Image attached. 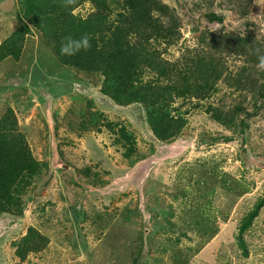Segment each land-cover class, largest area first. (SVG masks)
Masks as SVG:
<instances>
[{
	"label": "rangeland",
	"instance_id": "1",
	"mask_svg": "<svg viewBox=\"0 0 264 264\" xmlns=\"http://www.w3.org/2000/svg\"><path fill=\"white\" fill-rule=\"evenodd\" d=\"M18 2L0 0V43L17 27L13 10ZM164 2L176 8L175 1ZM227 6L225 0H212L201 5L200 14L224 10L228 27L246 33L250 27L233 18ZM93 10L85 2L75 12L87 16ZM191 19L198 32L184 19L179 42L166 53L169 59L200 46L208 23L199 15ZM253 23L255 37L264 41V17L258 15ZM227 66L231 78L221 84L218 98L197 102L183 137L163 143L154 136L141 104L122 106L85 75L59 66L41 33L34 31L21 59L0 61V108L13 106L34 155L47 161L49 170L43 181L35 182L33 189H39H30L25 197L24 215H0V264H264V206L244 233L246 255L239 244L243 217L264 197V164L244 169L238 141L224 139L233 132L216 121L209 108L234 109L241 102L238 96L252 100L251 83L261 77L257 67L242 59L234 57ZM254 117L250 144L264 153V108ZM124 126L146 155L130 169H124L121 148L114 146L113 129ZM220 132L225 137L212 143ZM84 168L89 177L95 179V173L97 181L109 183L85 182ZM118 168L123 170L115 172ZM30 227L47 238V246L21 261L13 243ZM140 229L151 248L145 243L136 254L134 239Z\"/></svg>",
	"mask_w": 264,
	"mask_h": 264
},
{
	"label": "trees",
	"instance_id": "2",
	"mask_svg": "<svg viewBox=\"0 0 264 264\" xmlns=\"http://www.w3.org/2000/svg\"><path fill=\"white\" fill-rule=\"evenodd\" d=\"M173 1L177 9L169 7L164 0H19L13 10L18 24L0 43V61L10 57L15 62L21 59L28 37L38 31L59 66L85 75L92 83L99 84L103 95L122 106L141 104L154 136L160 142L172 143L190 128L189 116L198 107L197 102L218 98L221 84L231 78L228 60L242 59L244 64L258 69L259 57L264 56V41L259 42L255 37L258 30L253 23L258 15L264 17V0H225L233 18L239 19L241 24L244 21L245 28L250 27L241 34L228 27L224 10L200 14L201 5L212 0ZM85 2H89L94 10L87 16L76 13L75 9ZM196 15L208 23L200 46L186 49L180 57L169 59L166 53L169 54L170 48L179 42L184 19L187 18L189 25L195 24L191 29L198 32L197 22L191 19ZM209 23L220 26L212 29ZM85 35L90 41L88 50H81L71 57L60 54L65 37L79 39ZM255 73L261 78L251 83L255 94L252 100L238 96L241 102L230 110L220 104V107H209L213 110V118L233 132L232 136L226 137L220 132L219 138H213L212 143L222 136L226 141L237 140L240 145L238 157L245 170L255 163L264 164V153L256 152L257 148L250 144V120L264 108V71L258 69ZM94 75L98 76L96 81ZM245 101L252 104L245 106ZM113 134L114 146L121 148L124 169L145 159L146 155L136 145L135 134L127 127L118 131L114 128ZM205 137L200 136V139L208 143ZM48 170V162L34 155L27 132L21 127L13 106L7 103L0 108V215H24L25 197L30 189L32 193L39 189H33L34 184L43 181ZM121 170L123 168H118L115 172ZM87 172V168L82 170L85 182L109 183L99 182L95 173L94 179ZM262 206L264 197L248 211L239 226V244L245 255L244 233L257 220ZM104 233L99 234L98 240ZM46 240L38 230L30 227L19 242L13 243L16 255L25 261L30 254L42 251L47 246ZM134 241L138 246L136 254H141L145 243L151 248V241L147 242L143 229Z\"/></svg>",
	"mask_w": 264,
	"mask_h": 264
},
{
	"label": "clouds",
	"instance_id": "3",
	"mask_svg": "<svg viewBox=\"0 0 264 264\" xmlns=\"http://www.w3.org/2000/svg\"><path fill=\"white\" fill-rule=\"evenodd\" d=\"M89 47L90 41L87 35L82 36L79 39L67 36L61 44L60 54L62 56L71 57L78 54L81 50H88ZM258 69L264 71V56L259 57Z\"/></svg>",
	"mask_w": 264,
	"mask_h": 264
}]
</instances>
